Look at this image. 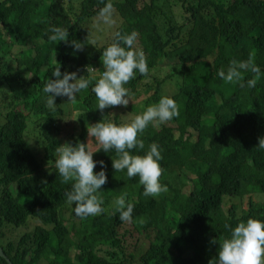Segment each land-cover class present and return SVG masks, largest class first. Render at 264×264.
Wrapping results in <instances>:
<instances>
[{"label":"trees","instance_id":"trees-1","mask_svg":"<svg viewBox=\"0 0 264 264\" xmlns=\"http://www.w3.org/2000/svg\"><path fill=\"white\" fill-rule=\"evenodd\" d=\"M109 2L117 23L100 42L91 25ZM53 26L68 30L69 42L51 40ZM132 31L150 69L126 85L132 100L99 110L93 80L73 101V129L62 135L67 97H57L58 110L50 112L42 92L54 78L51 71L60 66L62 73L99 78L92 68L104 71L103 50L117 32ZM71 39L83 49H74ZM233 61L264 71V0H0V184L6 186L0 194V264H209L218 257L219 240L230 235L226 225L264 219V149L258 146L264 139V78L249 88L246 81L256 74L242 70L245 87L224 81L217 73ZM166 67L177 69L163 78L154 74ZM177 74L179 87L170 95L179 116L150 123L139 136L144 149L131 150L142 155L152 143L160 146V179L168 191L144 196L138 176L113 168L115 151L100 154L93 158L105 162V211L77 216L65 195L71 183L53 168L59 144L91 147L90 124L130 122L168 95L164 84ZM32 192L30 201L21 200ZM125 192L135 204L131 222L121 221L111 205ZM32 220L33 229L18 243L2 241L5 224L28 227Z\"/></svg>","mask_w":264,"mask_h":264},{"label":"clouds","instance_id":"clouds-1","mask_svg":"<svg viewBox=\"0 0 264 264\" xmlns=\"http://www.w3.org/2000/svg\"><path fill=\"white\" fill-rule=\"evenodd\" d=\"M113 5L107 3L99 12V19L106 24H112ZM50 39L53 41L69 42V31L58 26L51 29ZM116 39L102 52L104 71L99 78H87L78 75L77 71L61 72V67L51 71L42 88L46 95V106L50 112L57 111V97H67V101H75L82 91L88 90L93 84L92 92L97 98V107L103 111L111 106H127L131 99L128 82L135 79L137 74L146 76L150 69L145 53L134 47L138 33L130 34L117 32ZM71 45L76 50H82L84 44L71 39ZM94 68V67H93ZM95 69V68H94ZM242 70H250L256 74L246 81L249 88L256 87L258 80L264 78V71L259 66L245 62L233 61L226 70L218 71V76L226 82H238L245 87ZM97 70H94L96 73ZM132 100V99H131ZM179 116V106L172 95H162L161 98L148 106L142 114H138L130 122L116 123L113 121H97L87 127L89 138L99 146L94 150L88 142L73 144L66 141L56 149L57 157L54 170L66 184L71 183V189L65 194L67 200L74 204L77 216L86 218L102 214L105 209L101 195L103 185L108 176L105 171V162L95 160L94 153L103 150L105 153L115 151L118 158H112V166L117 171H125L128 178L139 177L143 186V195L155 197L167 192L166 184L161 182L163 160L162 150L157 143H152L144 154H134L133 149H144V141L139 136L152 122H167ZM76 118H73L75 120ZM258 146L264 149V139H260ZM99 171H94L97 165ZM127 193L121 194L115 201V211L123 222L133 220L135 204L126 200ZM230 228V235L219 240L218 257L209 261V264H264V219L248 218ZM215 242V241H214Z\"/></svg>","mask_w":264,"mask_h":264},{"label":"rangeland","instance_id":"rangeland-1","mask_svg":"<svg viewBox=\"0 0 264 264\" xmlns=\"http://www.w3.org/2000/svg\"><path fill=\"white\" fill-rule=\"evenodd\" d=\"M112 20H113V23L112 24H106L104 23L103 21L99 20L97 21V23H93L91 26H95V30L93 31V35L100 41V42H103L105 41V39L107 38L106 36H110L112 33H114V29H115V25L117 23L116 21V18L115 16H112ZM91 26H89L90 28H92ZM176 67H173V68H170V67H166V68H157L155 71H154V74L159 77V78H163L165 76H167L169 73L172 72V69H175ZM177 69V68H176ZM98 72V71H97ZM94 73V75H100V73L98 72V74ZM181 76V75H180ZM180 76L177 74L175 75L173 78L169 79L166 81V83L164 84V91L166 94H171L173 93L174 91H176L179 87V78ZM68 103V111H69V114L65 115L66 119L65 121H63L64 123V129H63V134L62 135H65L67 134L68 132H71L72 129H73V125H74V121H73V118H74V113L72 112V104H73V101H67ZM121 111V110H120ZM35 142L33 141V144ZM99 145L96 144V143H93V145L91 146L92 149L94 150L95 148H97ZM100 154H105V152L103 150H100L96 153H94V157H99ZM41 156H43L41 154ZM43 176V175H42ZM44 177V176H43ZM172 178V181L175 185L179 186L182 184V181L179 177V174H177V171L174 170L173 171V176L171 177ZM5 185H2L0 184V194L3 192V190L5 189ZM32 196H33V192L27 196L25 194H23L21 196V200L26 202V201H30L32 199ZM258 199V198H257ZM115 201L116 200H113L111 205H115ZM238 202H240L239 200H236ZM247 201L248 199L245 198L243 200V206H246L247 207ZM241 203V202H240ZM67 205L71 206L72 203H68ZM241 209V208H240ZM65 216L66 218H70V214H71V208L69 207H66L65 209ZM31 222H33L30 226L26 227V226H14L13 224H5V226L3 227L4 230L6 231V236H5V239H2V241L4 243L8 242V240H13L15 243H18L19 239L21 238V236L29 231L30 229H33L34 225H35V221L32 220Z\"/></svg>","mask_w":264,"mask_h":264},{"label":"water","instance_id":"water-1","mask_svg":"<svg viewBox=\"0 0 264 264\" xmlns=\"http://www.w3.org/2000/svg\"><path fill=\"white\" fill-rule=\"evenodd\" d=\"M0 254H1V255H4V251H3V249H2L1 246H0Z\"/></svg>","mask_w":264,"mask_h":264},{"label":"built area","instance_id":"built-area-1","mask_svg":"<svg viewBox=\"0 0 264 264\" xmlns=\"http://www.w3.org/2000/svg\"><path fill=\"white\" fill-rule=\"evenodd\" d=\"M92 70H95L94 68H92Z\"/></svg>","mask_w":264,"mask_h":264}]
</instances>
